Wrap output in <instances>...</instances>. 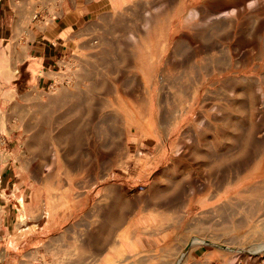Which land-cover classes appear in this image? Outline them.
Listing matches in <instances>:
<instances>
[{
  "label": "rangeland",
  "instance_id": "rangeland-1",
  "mask_svg": "<svg viewBox=\"0 0 264 264\" xmlns=\"http://www.w3.org/2000/svg\"><path fill=\"white\" fill-rule=\"evenodd\" d=\"M112 1L0 90V264H264V0Z\"/></svg>",
  "mask_w": 264,
  "mask_h": 264
},
{
  "label": "crops",
  "instance_id": "crops-1",
  "mask_svg": "<svg viewBox=\"0 0 264 264\" xmlns=\"http://www.w3.org/2000/svg\"><path fill=\"white\" fill-rule=\"evenodd\" d=\"M113 5L112 0H0V90L14 93V106L26 95L22 85L44 88L66 60H79L82 39ZM43 95L29 94L34 100ZM94 98L62 93V109L82 113L92 108Z\"/></svg>",
  "mask_w": 264,
  "mask_h": 264
}]
</instances>
